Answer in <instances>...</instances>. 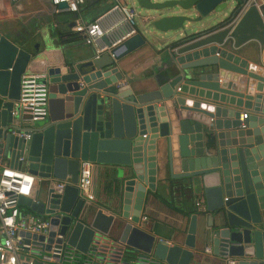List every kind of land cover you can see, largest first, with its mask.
Instances as JSON below:
<instances>
[{"label":"water","instance_id":"1","mask_svg":"<svg viewBox=\"0 0 264 264\" xmlns=\"http://www.w3.org/2000/svg\"><path fill=\"white\" fill-rule=\"evenodd\" d=\"M131 1L142 17L137 33L79 62L64 40L70 14L56 11L66 4L21 18L12 15L17 3L0 0V157L36 179L34 195L21 196L19 206L50 219L47 238L20 235L46 241L47 250L65 241L86 253L112 228L119 235L112 243L166 264H189L199 233L214 264H264V68L239 54L252 41L264 46V0ZM27 35L39 37L42 50ZM165 43L170 61L161 78L131 88L117 63ZM26 71L47 74L48 120L35 128L17 107ZM241 108L251 112L243 122ZM83 161L119 166L120 215L92 211L70 184L55 189L56 181L76 183ZM157 183L204 199L207 224L198 232L192 215L183 246L139 227Z\"/></svg>","mask_w":264,"mask_h":264},{"label":"built area","instance_id":"2","mask_svg":"<svg viewBox=\"0 0 264 264\" xmlns=\"http://www.w3.org/2000/svg\"><path fill=\"white\" fill-rule=\"evenodd\" d=\"M8 1L14 4L21 0ZM51 3L54 7L66 4L65 9H56L57 12L76 14L79 12V7L84 4V0H51ZM137 18L138 10L135 6L117 2L110 10L92 22L76 24L72 30L83 39L86 46L94 50L95 58H98L137 33ZM105 41L110 46H107ZM17 107L25 124L44 120L47 117L48 83L45 72L26 71L22 74ZM245 119H247V113L242 115L240 121L243 122ZM241 128H244L243 123ZM18 136L25 140L30 139L29 134L20 133ZM18 160L22 161L21 158ZM93 168L92 162H81L77 182L73 184L69 180L56 181L55 189L61 192L67 184H70L77 188L79 196L85 202L94 201ZM35 184V177L25 170L2 167L0 172V264H35L36 261L44 264H163V261L152 254L141 252H134L127 262H123L124 247L111 241L103 242L100 239H94L86 253L67 245L65 241H62L60 245L53 242L48 250L46 241L39 242L29 238L26 242L20 232L47 238L50 229L49 218L28 211L23 212L18 204L21 196H33ZM195 209L198 213H206L203 198L195 202ZM146 221L147 217L141 216L139 224ZM55 238H62V236L56 232ZM204 252L210 254L211 249L206 247ZM221 254V258L232 263L225 251H221Z\"/></svg>","mask_w":264,"mask_h":264},{"label":"crops","instance_id":"3","mask_svg":"<svg viewBox=\"0 0 264 264\" xmlns=\"http://www.w3.org/2000/svg\"><path fill=\"white\" fill-rule=\"evenodd\" d=\"M255 1L258 3V1L261 0ZM117 2L125 3L123 0H84V4L79 7L78 13H69L70 15H67L66 23L63 26V31L65 33L64 40L66 45L72 47L76 54L77 61L85 62L94 58L95 54L94 50L91 47L86 46L83 39L73 32L72 28L74 25L92 22L94 19L110 10ZM252 2L253 0H250V3ZM14 5H17L16 11L13 12L12 15L21 18L26 17L29 14H37L40 17H43L42 14L46 13L48 9L51 8V12H54L55 9L51 0H22L20 3ZM59 13L64 14L66 12ZM141 24L142 17L138 12L137 31L141 27ZM17 30L20 32L22 28L18 27ZM22 36L23 35H20L19 37ZM27 37H31V45L40 43L39 49L42 50L43 46L41 45V39L39 37L36 35H27ZM239 50L241 57L246 59L248 63H254L264 68V46H260L257 42L252 41L244 44ZM169 61L170 57L167 51V43H165L159 47L144 46L125 56L117 63V65L119 71L124 76V80H128L131 88H137L144 84L153 85L155 79L161 78L164 68ZM238 110L240 111L239 120L244 113H247V118L251 114L247 109L241 108ZM47 120L48 114L44 120L37 121L38 125L45 123ZM29 124H26V126L29 128H35L33 124ZM0 160V172L2 167H10L8 159L0 157ZM118 167L119 166L113 164H94L92 192L95 199L94 201L86 202L92 211L100 209L106 216L120 215V194L122 191L120 190L118 180L114 175ZM22 169L25 170V167H22ZM172 184L174 185L175 182L172 181ZM37 188L38 186L35 184L34 192ZM171 188L172 187H169L166 183H164V185L157 183L156 190L148 193L140 215V217L146 216L147 221L140 223L139 227L147 233L154 235L157 239H162L168 242L171 246H183L182 243L186 235L190 217L192 215H197V229L199 232L207 224V214L198 213L195 209V202L198 199L203 198L199 193L185 189L172 191ZM20 209L23 212H27L25 208ZM129 214H131V210ZM105 236L107 237L106 239H99L103 242L109 243L110 240L114 242L119 238L118 233L113 232L112 228ZM206 247L211 249L210 243L197 233L194 240V248H188L193 254L189 264H214L216 260L212 254V249L211 253L207 254L204 252ZM129 258L130 256H127L126 260ZM35 264L44 263L36 261ZM163 264L166 263L163 262Z\"/></svg>","mask_w":264,"mask_h":264},{"label":"trees","instance_id":"4","mask_svg":"<svg viewBox=\"0 0 264 264\" xmlns=\"http://www.w3.org/2000/svg\"><path fill=\"white\" fill-rule=\"evenodd\" d=\"M238 13H239V9H236L235 11H234V15H233V17L235 18V17H237V15H238ZM133 251L132 250H130V249H127V248H124V261L125 262H127V260H126V258H127V256H132L133 255Z\"/></svg>","mask_w":264,"mask_h":264},{"label":"rangeland","instance_id":"5","mask_svg":"<svg viewBox=\"0 0 264 264\" xmlns=\"http://www.w3.org/2000/svg\"><path fill=\"white\" fill-rule=\"evenodd\" d=\"M123 1H124L126 4H128V5H133V6H135V7L137 8L138 12L140 13V10H139L138 6H137L133 1H131V0H123ZM36 122H37V121H36ZM31 124H33V126H35V127L38 126V122H37V123L33 122V123H30L29 125H31ZM31 128H34V127H31Z\"/></svg>","mask_w":264,"mask_h":264}]
</instances>
